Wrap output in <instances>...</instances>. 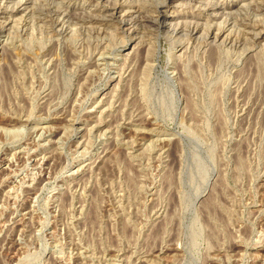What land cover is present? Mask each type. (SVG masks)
I'll return each mask as SVG.
<instances>
[{"label":"rangeland","instance_id":"1","mask_svg":"<svg viewBox=\"0 0 264 264\" xmlns=\"http://www.w3.org/2000/svg\"><path fill=\"white\" fill-rule=\"evenodd\" d=\"M152 1L0 0V264H264V0Z\"/></svg>","mask_w":264,"mask_h":264},{"label":"bare ground","instance_id":"2","mask_svg":"<svg viewBox=\"0 0 264 264\" xmlns=\"http://www.w3.org/2000/svg\"><path fill=\"white\" fill-rule=\"evenodd\" d=\"M98 1V0H97ZM137 1V0H136ZM139 1V0H138ZM148 1V0H147ZM162 1V0H161ZM160 1V2H161ZM159 1H156V2H154L153 3V1H152V3L155 5V4H157V6L160 4V5H163L162 3H160ZM119 3V2H118ZM218 3V2H217ZM33 5V4H32ZM95 5V4H94ZM148 5V4H147ZM240 5V4H239ZM242 5V4H241ZM103 6V5H102ZM117 6V5H116ZM116 6H114L112 9H111V12L112 13H116V11L118 10V9H120V8H118V7H116ZM9 7V6H8ZM156 7V6H155ZM243 7V6H242ZM247 7V6H246ZM246 7H244V8H246ZM156 8H158V7H156ZM162 9V8H161ZM160 9V10H161ZM240 9V8H239ZM86 10V9H85ZM90 10V9H89ZM159 10V11H160ZM225 10V9H224ZM32 11V10H31ZM158 11V10H157ZM226 12V11H225ZM154 13V17H151L152 19L151 20H149V22H150V24H154V25H163L164 24V22H163V20H161V21H159V17H160V14L162 13V12H153ZM152 14V13H151ZM144 15V14H143ZM6 16V15H5ZM106 16V15H105ZM149 19V18H148ZM122 21V20H121ZM120 22V21H119ZM264 22V21H263ZM122 23H124V22H122ZM205 23V22H204ZM191 25V24H190ZM192 28V27H191ZM194 29V28H193ZM129 32V31H128ZM260 33V32H259ZM192 34V33H191ZM244 35V34H243ZM205 36V35H204ZM207 36V35H206ZM205 36V37H206ZM131 37V36H130ZM200 37V36H199ZM215 38V37H214ZM111 47V46H110ZM112 48V47H111Z\"/></svg>","mask_w":264,"mask_h":264}]
</instances>
